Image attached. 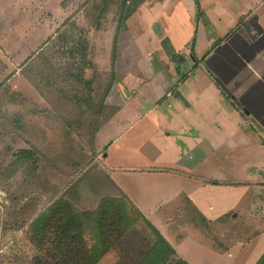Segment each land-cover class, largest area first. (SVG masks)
I'll use <instances>...</instances> for the list:
<instances>
[{
    "label": "crops",
    "instance_id": "0c3cea01",
    "mask_svg": "<svg viewBox=\"0 0 264 264\" xmlns=\"http://www.w3.org/2000/svg\"><path fill=\"white\" fill-rule=\"evenodd\" d=\"M154 2L160 5L151 6ZM198 3L199 18L209 21L204 24L215 39H197L199 27L194 29L195 23L187 20H180V29L172 27L180 12L194 21V0H136L138 7L125 15L115 43L121 48L115 61L117 101L95 144L110 196L126 195L156 229L164 227L173 236L176 232L174 242L189 237L221 262L225 253L264 235V220L250 215L252 202L238 213L234 201L227 200L226 213L209 218L202 209L214 211L220 192L237 185L236 173L244 168H236V163L258 147L254 135L264 146V0ZM165 16L167 22L159 21ZM240 18L241 24L233 21ZM211 20L226 23L214 26ZM157 23L159 32L153 29ZM137 29L142 34L136 41ZM171 33L180 34L179 44L171 47L176 62L162 51ZM207 195L212 198L205 203ZM226 216L239 221L235 228L242 229L237 236L235 228L222 235V249L214 236H221L224 226L206 229L202 223ZM184 226L193 230L182 234ZM157 230L188 264L202 253L191 246L179 252L166 233Z\"/></svg>",
    "mask_w": 264,
    "mask_h": 264
},
{
    "label": "rangeland",
    "instance_id": "374dc122",
    "mask_svg": "<svg viewBox=\"0 0 264 264\" xmlns=\"http://www.w3.org/2000/svg\"><path fill=\"white\" fill-rule=\"evenodd\" d=\"M134 1L0 0V264H34L36 256L46 259L44 251L30 242L27 227L54 200H68L79 212H85L95 210L100 198L113 194L99 169L95 135L115 109V61L121 49L116 48V34L125 15L138 7ZM200 16L197 11L193 21L180 12L171 20L172 27L180 29V20H187L195 23L194 29L199 27L197 39H215L213 31L207 33L204 23L209 21ZM167 19L165 16L159 21ZM241 19L233 21L241 24ZM223 23L211 20L214 26ZM160 27L157 23L153 29L159 32ZM137 30L136 41L142 34ZM167 39L161 44L162 51L176 62L178 56L171 47L179 44L180 34L171 33ZM247 134L251 135L249 131ZM253 137L258 147L237 161L236 168H244L243 173H236L237 185L220 192L221 202L218 206L214 200V211L202 208L206 218L226 213L227 200H233L238 213L252 202L254 212L250 215L264 220V146ZM22 150L29 152L30 159L18 163L16 156ZM211 198L204 196L205 203ZM219 223L224 229L215 240L224 249L222 235L229 234L239 221L229 216L221 222H205L206 229H214ZM157 229L166 233L179 252L189 246L202 252L189 237L174 242L176 232L173 236L164 227ZM241 229L235 228L234 236ZM188 230L193 229L184 226L182 234ZM232 246L229 242L228 248ZM236 250L217 262L209 257L213 251L203 248L192 261L255 264L264 252V235ZM180 255L191 261L188 255ZM118 257L111 250L97 264H116Z\"/></svg>",
    "mask_w": 264,
    "mask_h": 264
},
{
    "label": "trees",
    "instance_id": "16d2710c",
    "mask_svg": "<svg viewBox=\"0 0 264 264\" xmlns=\"http://www.w3.org/2000/svg\"><path fill=\"white\" fill-rule=\"evenodd\" d=\"M194 2L199 11L198 0ZM16 159L26 162L29 152L22 150ZM27 232L46 256H36L34 264H97L111 250L119 254L116 264H188L124 194L100 198L95 210L85 212L56 199L29 223ZM255 264H264V253Z\"/></svg>",
    "mask_w": 264,
    "mask_h": 264
},
{
    "label": "water",
    "instance_id": "95a60500",
    "mask_svg": "<svg viewBox=\"0 0 264 264\" xmlns=\"http://www.w3.org/2000/svg\"><path fill=\"white\" fill-rule=\"evenodd\" d=\"M105 154H103V156H104Z\"/></svg>",
    "mask_w": 264,
    "mask_h": 264
}]
</instances>
